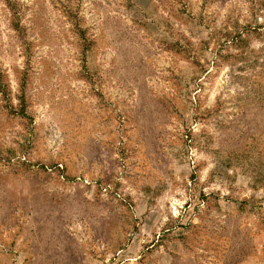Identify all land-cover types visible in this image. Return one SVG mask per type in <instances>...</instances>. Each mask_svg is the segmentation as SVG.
<instances>
[{
  "label": "rangeland",
  "instance_id": "374dc122",
  "mask_svg": "<svg viewBox=\"0 0 264 264\" xmlns=\"http://www.w3.org/2000/svg\"><path fill=\"white\" fill-rule=\"evenodd\" d=\"M0 264H264V0H0Z\"/></svg>",
  "mask_w": 264,
  "mask_h": 264
}]
</instances>
